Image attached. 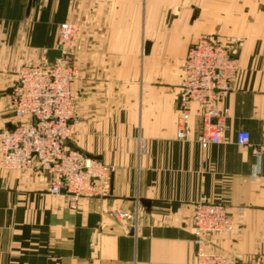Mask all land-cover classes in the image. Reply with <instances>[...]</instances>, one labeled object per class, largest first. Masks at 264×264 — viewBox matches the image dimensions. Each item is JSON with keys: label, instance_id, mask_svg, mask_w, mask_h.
<instances>
[{"label": "crops", "instance_id": "crops-1", "mask_svg": "<svg viewBox=\"0 0 264 264\" xmlns=\"http://www.w3.org/2000/svg\"><path fill=\"white\" fill-rule=\"evenodd\" d=\"M147 5L142 20L141 0H0V132L15 120V69L48 62L67 22L80 71L79 134L68 146L111 170L108 196L72 208L46 175L5 170L0 156V264H196L198 202L226 205L233 222L208 238L211 250L240 262L264 255V156L252 152L264 143V0H187L169 22ZM215 33L246 43L220 105L224 140L204 149L197 104L189 139L177 138V86L189 47ZM240 131L251 134L247 148Z\"/></svg>", "mask_w": 264, "mask_h": 264}, {"label": "built area", "instance_id": "built-area-1", "mask_svg": "<svg viewBox=\"0 0 264 264\" xmlns=\"http://www.w3.org/2000/svg\"><path fill=\"white\" fill-rule=\"evenodd\" d=\"M75 29L69 23L59 27L58 50L54 63H23L15 69L17 82L12 87L11 108L14 122L0 132L1 166L23 174L46 175L53 196L66 195L72 208L83 198H102L110 193L111 170L102 162L68 146L77 137L78 96L74 84L80 77L75 64ZM225 48L214 40H201L184 61L179 82V123L177 137L189 139L187 124L191 104L199 106L201 135L206 149L221 144L227 131L228 110L222 100L233 90L240 70L236 49L244 45L236 40ZM236 48V49H235ZM251 134L240 131L236 144L250 145ZM264 156V143L252 149ZM122 219L132 216L117 212ZM234 230L229 208L224 204L198 202L193 210L192 232L197 246L196 264H264V255L240 262L211 250L208 238Z\"/></svg>", "mask_w": 264, "mask_h": 264}, {"label": "rangeland", "instance_id": "rangeland-1", "mask_svg": "<svg viewBox=\"0 0 264 264\" xmlns=\"http://www.w3.org/2000/svg\"><path fill=\"white\" fill-rule=\"evenodd\" d=\"M170 3L172 4V8H171V10L172 11H170V13L168 14V15H166L165 17H164V15H165V10H164V8H165V4H164V0H141V13H142V20H143V15H144V10H145V5H147L146 7H148V6H150L151 8H154V7H156V9H157V15H158V17H157V19L156 20H166V21H172L174 18H178V17H180L181 15H182V10H183V8H184V6L186 7V5H187V0H171L170 1ZM166 8H168V7H166ZM163 12H164V15L162 16V14H163ZM226 16V14H223L222 16ZM65 23H67V22H65ZM73 27H74V29H75V36H74V42H75V45L77 46V44H76V37H77V29H76V27L74 26V25H72ZM142 32H143V30H142ZM156 32H159V30H156ZM217 32H219V30H217L216 31V33ZM214 34V35H209V36H205V37H201L199 40H198V42L196 43V44H198L201 40H214L218 45H220V46H222V47H225V48H233V46L235 45V44H232L231 42H232V40H236L237 41V45H238V43L241 41V40H243L244 41V45H245V43H246V39L244 38V37H242V36H231V37H226V36H222V35H219V34ZM143 43H144V40H143ZM196 44H194V45H192V46H190L189 47V49H188V52H189V50L193 47V46H195ZM244 45L241 47V48H239V49H236V55H234L236 58H237V60H238V62H239V66H240V60H239V55H240V52H241V50L243 49V47H244ZM239 46V45H238ZM145 48L146 47H144L143 46V44H142V51H141V54H142V56H143V54H145ZM230 48V49H231ZM188 52H187V54H188ZM186 57H187V55H186ZM186 57H185V59H186ZM185 59L180 63V68H181V77H182V71H183V64H184V61H185ZM76 64V63H75ZM77 66V65H76ZM77 68H78V66H77ZM79 69V68H78ZM240 71V70H239ZM80 72V71H79ZM238 74H239V72H238ZM181 77H180V80H181ZM238 77V76H237ZM237 79V78H236ZM180 80H179V82H180ZM236 81V80H235ZM179 82H178V86H177V90H178V94H177V100H178V104H179ZM235 83V82H234ZM233 88H234V86H233ZM77 111H78V107H77ZM77 118H78V115H77ZM178 123H179V116H178ZM178 123H177V132H178ZM78 124V123H77ZM187 127H188V124H187ZM78 132V131H77ZM78 134H79V132H78ZM78 134H77V136H78ZM178 138V137H177ZM76 140V138L74 139V140H72V141H70L69 143H72V142H74ZM179 140V139H178ZM180 141V140H179ZM107 166V165H106Z\"/></svg>", "mask_w": 264, "mask_h": 264}, {"label": "water", "instance_id": "water-1", "mask_svg": "<svg viewBox=\"0 0 264 264\" xmlns=\"http://www.w3.org/2000/svg\"><path fill=\"white\" fill-rule=\"evenodd\" d=\"M149 44L146 45V48H145V54L148 53L149 51ZM61 56V53L59 50H53V51H49L48 54H47V57H48V62L49 63H54L56 59H58L59 57Z\"/></svg>", "mask_w": 264, "mask_h": 264}]
</instances>
